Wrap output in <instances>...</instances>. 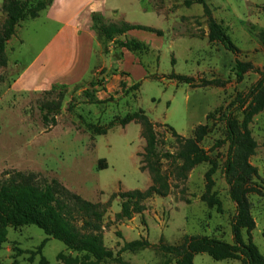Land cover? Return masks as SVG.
<instances>
[{"label": "rangeland", "instance_id": "obj_1", "mask_svg": "<svg viewBox=\"0 0 264 264\" xmlns=\"http://www.w3.org/2000/svg\"><path fill=\"white\" fill-rule=\"evenodd\" d=\"M1 2L0 24L5 17ZM206 2L237 47L236 53L209 41L202 6L186 7L182 0H56L36 18L20 21L5 44V63L0 62V178L7 170L32 172L41 183L55 178L81 198L106 204L100 230L112 256L97 264H160L170 258L155 246L121 250L131 240L179 244L184 236L208 235L232 241L230 223L235 204L221 170L227 149L222 115L230 110L241 121L238 96L243 97L258 78V73L247 72L236 81L232 69L235 60L249 61L264 71V47L258 37L264 29V0ZM109 3L115 9H108L105 15L98 11L106 22L125 20L160 29L162 34L133 30L113 40L98 36L89 18L92 11L87 14L89 9H101ZM63 17L80 22L84 28L90 22L94 32L91 47L95 65L78 77L70 71L72 62H65L66 56H58L52 63L54 69L47 70V46ZM126 36L144 46L130 52L118 43ZM176 74L191 76L194 82H179L172 77ZM212 79L222 84L203 85V80ZM53 86L56 90L63 87L64 95L55 123L50 124L43 121L39 108L44 102L55 101L56 91L44 93ZM82 90L92 96H84ZM137 111L153 123L159 148L168 152L178 147L168 126L184 137L192 136L198 124L210 127L200 145L215 162L210 194L218 203L208 205L201 199L204 175L211 166L205 161L193 166L185 178L169 174L168 193L145 199L141 213L116 218L120 209L116 194L144 190L151 183L148 171L140 169L145 139L139 124L131 121L121 126L118 121ZM207 114H211L209 119ZM97 126L105 127L104 133H95ZM247 127L257 143L250 158L258 173L255 180L264 183V109ZM168 164L163 158L162 168L167 173ZM248 200L255 221L252 241L264 255V195L251 193ZM242 236L247 237L244 230ZM59 254L76 257L78 262L73 264L91 263V258L68 249L37 226L22 225L7 229L6 241L0 246V263L65 264ZM193 264L240 262L216 261L199 253L194 255Z\"/></svg>", "mask_w": 264, "mask_h": 264}, {"label": "trees", "instance_id": "obj_2", "mask_svg": "<svg viewBox=\"0 0 264 264\" xmlns=\"http://www.w3.org/2000/svg\"><path fill=\"white\" fill-rule=\"evenodd\" d=\"M53 0H2L1 8L5 17L0 24V62L5 63V44L14 34L16 26L26 17L33 19L52 3ZM184 6L192 4L202 6V14L207 23V38L209 41L219 42L232 53H236L237 47L230 40L226 29L221 22L216 21L206 0H182ZM92 28L98 36L106 40H113L117 35H125L132 30H146L161 35L160 29L149 26L129 23L125 20L106 22L98 11L90 13ZM258 37L264 47V29L258 32ZM119 45L130 52L135 53L144 44L134 38L126 36L124 41H118ZM171 63L173 60L171 59ZM233 73L236 81H240L247 72L258 73V78L251 84L247 93L238 96L237 109L241 110L242 119L239 121L232 111L222 115L225 123V135L223 143H227V149L221 170L228 186V194L235 204V214L230 223L232 241H224L208 235L184 236L179 244H167L160 241L151 244L149 241L131 240L123 244L121 250H136L155 246L164 255H170L160 264H193V257L199 253H206L212 259L226 260L236 259L240 264H264V255L252 241L251 230L255 227L254 218L251 215V206L248 195L256 193L264 195V183L257 182V169L251 164L250 158L255 153L256 141L251 135L247 125L255 114L264 109V71L258 70L251 62L235 60ZM172 77L177 81L192 84L194 78L185 74H176ZM203 85H221L218 80H203ZM53 86L45 94L56 93L55 101L49 100L40 106L42 119L46 123L54 124L55 115L60 110V103L64 95L63 87ZM84 96H92L87 90H82ZM71 108V104L68 105ZM211 114H207L209 119ZM119 124L133 121L139 124L140 134L145 139L140 169H146L150 174L151 183L144 190L130 189L120 191L116 195L120 198V209L116 218H130L134 213H141L144 209L143 201L152 195L165 196L170 188L169 174L185 178L186 173L201 162H209L211 166L204 175L205 191L201 196L208 205L218 203V200L210 194L213 185L212 174L215 170V162L211 160L207 150L200 142L209 132L207 124H198L194 127L190 137H184L177 133L172 126H168L172 136L177 142L175 152H168L159 148L153 123L142 111L133 112L118 119ZM105 127L97 126L94 132L104 133ZM217 143V142H216ZM168 160L169 173L162 168V159ZM106 168L100 166L99 169ZM0 178V246L6 241L7 229L22 225H35L43 233L61 241L68 249L83 253V256L91 258L90 264H97L112 256L102 241L100 221L106 204L92 203L69 191L55 178L49 182H39L37 174L7 170ZM115 196V195H114ZM80 221V224H78ZM247 237L244 239L242 231ZM59 258L65 264L77 263L76 257L59 254ZM2 264V263H0Z\"/></svg>", "mask_w": 264, "mask_h": 264}, {"label": "crops", "instance_id": "obj_3", "mask_svg": "<svg viewBox=\"0 0 264 264\" xmlns=\"http://www.w3.org/2000/svg\"><path fill=\"white\" fill-rule=\"evenodd\" d=\"M54 1L56 0H53V2ZM129 1L140 3V0ZM111 6L112 5L110 4L104 7V4H102L101 9H89L87 16L93 10L100 11L105 15L108 9H115ZM55 18L57 17L55 16ZM60 20L61 21L58 22V27L54 31L47 46V53L49 55V57H47V70L50 71L52 69V63L54 60L57 61L58 56H66L64 58H67L65 62H72L70 71L74 72L76 77H78L89 72L93 65H95L94 61L92 60L93 49L91 47V38L94 36V32H92L91 28L89 27L90 22L87 23V28H84L83 24H80V22L76 21L73 22L69 18L63 17ZM87 43L89 45H86Z\"/></svg>", "mask_w": 264, "mask_h": 264}]
</instances>
